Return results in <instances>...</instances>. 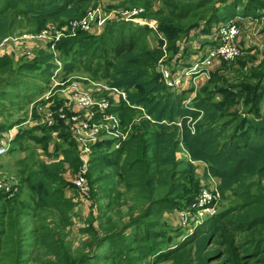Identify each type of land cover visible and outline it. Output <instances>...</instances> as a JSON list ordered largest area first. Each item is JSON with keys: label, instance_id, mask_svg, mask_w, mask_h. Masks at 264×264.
Masks as SVG:
<instances>
[{"label": "trees", "instance_id": "1", "mask_svg": "<svg viewBox=\"0 0 264 264\" xmlns=\"http://www.w3.org/2000/svg\"><path fill=\"white\" fill-rule=\"evenodd\" d=\"M91 1L0 0V39L10 36L17 17L43 15L45 19L50 17L53 21L63 23L64 18H83ZM202 1L210 3L208 0ZM219 2L222 6L214 4L211 13L204 18V23L209 27L219 22L226 23L236 16H264V0ZM166 3L171 4V1ZM183 6L180 3L172 4L173 9L180 10L178 13L181 18L187 14ZM45 8L47 12L43 11ZM116 26L114 23L106 31L100 28L96 31L78 30L74 35L73 32H65L52 44L57 56L66 58L74 54L79 66H87L94 74H100L108 80L109 87L128 93L130 103L113 98L108 113L115 115L120 121V129L129 131V134L124 140L111 137L92 144L88 180L98 186L99 197L106 199L108 206L116 199H121L122 195L133 200H145V218L160 217L170 211L177 214L182 210L194 212L197 208L200 172L192 163L176 158L178 146L182 143L190 160H202L210 174L219 180L220 198L225 202L221 204L222 209L197 223L192 234L176 242L177 246L168 251L157 253L155 247L160 242L157 231L152 229L153 224H146L148 229L143 234L140 226L135 227L133 235H124L126 239L140 241L148 253H155L150 264H173V259L184 255L188 243L202 233L209 232L224 249H212L209 253L213 252L215 256L211 259L197 251V260L201 264H207L206 260H214L219 264H264V107L261 110L264 83L258 86L260 91L244 99L245 104L250 102L245 112L235 111L230 120L226 119L225 111L231 106L230 102L243 96L241 91L224 90L221 92L223 96L217 100H196L193 107L199 106L204 114L202 127H196L195 132L189 133L183 119L179 125V117L173 113L185 110L180 99L184 90L191 88L186 89L182 83L178 89L171 91L163 84V95L156 97L158 89L155 78H144L148 76L146 70L156 65L159 52L142 50L140 55H135L140 34L133 29L128 33ZM73 57L71 60L76 65ZM53 59L54 55L48 53L45 47H40L37 54L18 67L9 57L1 56L0 103L11 101V95L7 94L9 90L21 93L20 104L32 103L40 98L45 93L44 87L27 80L25 75L33 76L31 74L36 72L49 81L56 68L50 63ZM64 60L66 64L70 61L68 58ZM260 66L256 78L263 81L264 71ZM152 73L157 75V71ZM208 74L209 84L220 81L218 73L210 71ZM135 85L140 91L131 94L130 90ZM55 102L61 104L59 98ZM137 106L143 107L151 117L142 116V109ZM34 117L38 118V114ZM100 118L97 116L94 122ZM23 119L27 120L21 118L18 124H22ZM7 128L6 124H0V130ZM228 128L233 130L227 136L225 133ZM221 137L225 138L222 144L218 142ZM24 138L40 143L47 150V155L57 159L23 164L19 186L29 190L28 202L18 197L7 198L8 194L0 191V263L25 264L24 256L29 255L37 260V253L43 251L42 254L47 258L44 264H95L90 260L112 258H117L121 264H126L125 261L132 264L131 252L126 250L125 242L114 239L119 235H112L100 245L102 248L106 244L109 253L94 251L91 257L75 261L69 259L57 233L49 226L35 229L29 245L31 252L25 248L24 236L27 234L24 233V218H37L40 212L50 211L57 217L61 228H71L76 223L74 209L78 206V200L64 196L68 188H74L71 181L62 174V168L64 163H68L76 174L82 160L72 127L60 119H56L50 126L35 125L19 131L13 139L12 149L15 143ZM179 165L183 167L177 168ZM118 186L122 190L117 189ZM81 231L92 235L95 233L93 227ZM239 234L242 237L239 238ZM203 246V242H199L200 250H203ZM177 264H182L181 260Z\"/></svg>", "mask_w": 264, "mask_h": 264}, {"label": "rangeland", "instance_id": "2", "mask_svg": "<svg viewBox=\"0 0 264 264\" xmlns=\"http://www.w3.org/2000/svg\"><path fill=\"white\" fill-rule=\"evenodd\" d=\"M169 1H171V4L166 3ZM208 1L210 3H204L202 0H92L84 15L89 26L88 29L76 24L84 17L81 19L64 18L63 23L53 21L50 17L45 19L42 17L43 15L28 18L17 17L15 28L10 34L13 39L17 40L1 49L0 57L4 55L9 57L15 67H18L28 61L32 55L37 54L40 47H45L48 53L54 55V59L50 63L56 68L49 81L44 80V75H39L36 72L31 74L33 76L25 75L27 80L42 85L45 89V93L32 103L20 104L21 93L7 91V94L11 95V101L6 100V102L2 101L0 103V124H6L8 126L6 130L12 129V133L15 135L19 131L35 125L50 126L49 121L51 118L53 123L56 119L57 121L60 119L73 128L74 123H77L76 118L84 119L86 116L85 109L75 105L71 107L65 105L66 100L67 102L69 100L73 101L76 93L86 92L96 101L117 99L113 96L112 87L107 84L108 80L103 79L100 74H94L87 66H79V62L73 57L74 54H72V57L76 60V65L73 64L71 55L66 58L57 56L52 46L62 35H65V32L70 31L74 35L78 30L96 31L100 28L106 31L107 27L114 23H116L117 29H124L128 33L133 29L135 33L140 34L137 42L138 50L134 51L135 55H140L142 50H157L159 52L156 65L152 69L148 68L146 70L148 76L143 77L144 80L155 78L158 89L155 94L156 97L163 95V84L171 91L176 90H172L171 87L167 86L161 76V70L165 66L173 72V76L179 79V83L183 82L185 84L186 89L191 88L188 91L184 90L183 97L180 99V103L185 110L173 113V115L179 117L177 122L179 125L183 119L189 133L195 132L196 127L198 129L202 127L201 120L204 114L199 106H196L197 108L193 107L194 103H197L196 100H204L205 98L217 100L223 96L221 92L224 90L241 91L244 93L243 96L230 102L231 106L225 111V113L227 112L226 119H232L235 111L245 112L244 110L249 107L250 102L248 101L245 104L244 99L250 98L252 93L260 91L258 86L264 83V80L261 79L260 81L256 78L260 65H262L261 70L264 71V17L252 24L243 22V24H247L245 29L253 27L250 31L252 42L237 58L217 62L210 68L201 67L199 64L200 57L207 47L217 41L216 27L223 23L219 22L213 27H209L207 23H204V18L211 13L214 4L222 6L219 0ZM173 3H180L185 6H183L187 13L185 17L181 18L178 13L180 10L172 8ZM43 11L47 12L46 8ZM67 58L70 61L66 64L64 59ZM192 62H198V68L201 69H191ZM155 71H157V75L152 73ZM210 71L218 73L220 81L209 84V74L205 75ZM253 75L255 78H252ZM130 91L133 94L140 91V88L135 85L132 86ZM126 95L128 97V93ZM57 98L61 101L60 105L55 102ZM262 99L261 110L264 107V92L262 93ZM160 106L158 107L160 108ZM173 110L175 109L173 108ZM141 111L142 116L151 117L146 110ZM35 114H38V118L34 117ZM21 118H27V120L24 121L23 119L24 122L18 124ZM103 124L107 126L109 122L104 121ZM106 126L102 128L101 135L103 139L113 137L108 133ZM231 130L233 128H228L225 134L228 136ZM180 137L182 138V136ZM52 141L54 140L52 139ZM224 141V137L218 140L221 144ZM92 144V142L89 143L91 151ZM64 145L67 146L65 142ZM176 158L178 160L185 159L187 163H192L200 172V187L196 195L197 199L205 189H212L213 187L218 189L219 180L216 176L210 174L206 163L200 159L190 160V155L182 143L178 146ZM51 159L55 160L57 158L47 155V150L40 143L30 138H24L19 143H15L13 149L11 147L6 155L0 157V182L12 183L13 185L10 192H5L8 194L7 198L18 197L21 201L28 202L30 198L29 190L19 186L24 168L23 164L25 162L30 164L41 163L45 160L49 162ZM181 167L183 165L177 166V168ZM62 171V174L69 181L75 175L68 163H64ZM88 187L87 200H80L76 191L71 188H68L64 194L67 198L78 200V206L74 209L76 223L71 228L59 227L57 217L50 211L40 212L37 218H24V233L27 234L24 236L25 248L30 249L29 245L32 243L35 229L49 226L57 233L58 240L71 260L91 257L94 251H98L100 254L109 253L106 244L102 248H100V245L105 243V239L112 235H119L114 239L125 242L126 250L131 252L132 264H150L155 258V253H148L140 241L132 242L130 239L127 240L124 235H133V230L137 226L141 227L142 234L146 233L148 229L146 224H153L152 229L157 231V239L160 242L158 247L155 248L158 251L157 253H160L176 247L178 244L176 242H181L185 237L192 234L195 226L198 225L194 220L195 215L191 218L189 216L185 222L187 225H184L179 220L177 212L172 211L164 212L160 217L145 218L143 212L147 202L143 199L133 200L122 195L121 199H116L111 206H108L107 200L99 197L97 185H93L92 181L88 180ZM117 189H121V186H118ZM224 203L219 197L218 212L222 209L221 204ZM182 212H185V210H182ZM189 214L191 215L193 212L190 211ZM228 218H230V215ZM0 221L2 222L1 218ZM89 227L94 228L95 233L93 235L81 231ZM120 232L123 234H118ZM210 235L211 233L204 232L193 239L190 244L188 243L185 246L184 255L173 259V264H177L180 260L182 264H201L200 260H197L199 252L201 255L205 254L207 259L213 258L215 253L209 252L212 249H224V246L217 244L216 238H212ZM240 237H242V234H239ZM199 242H203V250L199 249ZM29 251L31 252V249ZM42 253L43 251L37 253L39 255H37L39 257L37 260L29 255L24 256L25 264H44L47 258ZM222 259H224V256ZM206 261L207 264H219L214 260L212 262ZM90 262L95 264H121L117 258L102 261L93 259ZM125 262L129 264V261Z\"/></svg>", "mask_w": 264, "mask_h": 264}, {"label": "built area", "instance_id": "3", "mask_svg": "<svg viewBox=\"0 0 264 264\" xmlns=\"http://www.w3.org/2000/svg\"><path fill=\"white\" fill-rule=\"evenodd\" d=\"M239 8V7H237ZM242 8V7H240ZM262 16L261 18H263ZM261 18H254L251 16L240 17L236 16L234 19L226 23H222L216 27L217 41L211 44L205 49L202 56L200 57L199 64L201 67H212L217 62L230 61L237 58L240 53L247 48L248 44L252 42L251 33L253 27H247V24H252L253 22H258ZM247 23V24H243ZM76 24L82 25L84 28L88 29V23L86 17L81 19L79 23ZM243 25V26H242ZM17 40V39H16ZM11 36L4 37L0 39V51L4 47L13 41H16ZM242 43V46H241ZM190 66L191 69H201L198 68V62H192ZM194 72V71H191ZM204 73V72H203ZM208 73L205 75L207 76ZM161 76L167 86L171 89H178L181 84L179 79L173 76V72L168 69L166 66L161 70ZM114 91L113 94L117 97V101L120 99L126 100L128 103L126 92L120 90L116 87H112ZM67 99V97H66ZM65 99V100H66ZM66 107H71L73 105L85 109L86 116L84 119H77V123L73 125L74 136L77 138L79 144V153L82 160L81 167L78 172L72 177L71 183L73 188L78 194L80 200H87L89 195L88 187V170L90 166V155L91 149L89 143H95L103 139L101 133L104 121L109 122V125L106 126V129L109 134L118 139H126L129 131H123L120 129L119 119L113 115L109 114L108 110L111 105L109 100L103 99L101 101H96L90 94L86 92H78L74 95L73 101H65ZM138 108L144 110L143 107L137 106ZM97 116H101L98 122H94ZM148 118H150L148 116ZM53 123L51 118L49 124ZM15 134L10 130H0V157L6 155L11 146ZM12 183L0 182V191L10 192L12 189ZM220 197V191L215 187L208 188L203 190L197 199L196 206L197 208L193 212L195 217V222L199 223L205 218H210L218 211V200ZM190 214L189 211L182 212L178 214L179 220L185 224L188 220Z\"/></svg>", "mask_w": 264, "mask_h": 264}, {"label": "crops", "instance_id": "4", "mask_svg": "<svg viewBox=\"0 0 264 264\" xmlns=\"http://www.w3.org/2000/svg\"><path fill=\"white\" fill-rule=\"evenodd\" d=\"M202 76V75H201Z\"/></svg>", "mask_w": 264, "mask_h": 264}]
</instances>
